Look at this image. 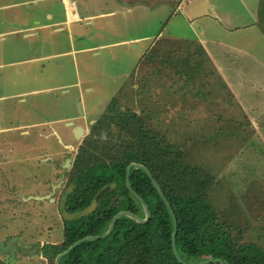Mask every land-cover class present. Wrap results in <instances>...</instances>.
Instances as JSON below:
<instances>
[{"label":"rangeland","instance_id":"obj_1","mask_svg":"<svg viewBox=\"0 0 264 264\" xmlns=\"http://www.w3.org/2000/svg\"><path fill=\"white\" fill-rule=\"evenodd\" d=\"M214 1L218 6L216 13L219 17H223L222 9L225 11V6L234 5L231 8L233 10L242 2ZM245 4L242 2L243 6ZM243 18L245 17H239L235 27L244 25L241 23ZM163 21V18L154 19L153 34L163 30L160 24ZM259 27L264 38V16L259 19ZM258 30L252 31L251 39L241 42L243 51L232 52L234 68H245L246 71L257 74L248 76L253 80L248 89L247 86L239 88L241 95L245 94L243 98L250 111L257 110V106L264 102L263 90L259 87L264 85V66L260 67L261 64L255 59L258 57L264 60V47H260ZM139 34L140 30L136 36ZM134 35L131 34V37ZM21 37L18 32L0 36V109L5 113L2 125L10 128L8 135L11 138L20 136L17 127L21 125L44 124L77 112L81 114L78 100L84 97L85 110L93 115L90 117L94 118L93 121L108 113L111 119L107 122L116 125L111 127L110 132L121 144L113 143L109 147L113 150L112 158H120L134 144L137 148H142L133 138L136 127L133 119L137 116L153 139L150 143H159L160 149H165V156L177 158L183 164L198 167L208 174L211 185L206 193L207 201L232 230L233 237L239 244L247 243L264 249V114L246 115L242 111L238 100L226 88L201 48H187L175 40L161 38L145 55L135 72V59L127 51L134 53V50L130 45H122L119 49L123 56L128 54L126 61L122 57L118 66L107 54L103 68L106 74L104 77H93L97 93L88 96L84 92L86 85L83 82L76 85L71 58L65 59L71 62H68V70L73 73L56 78L58 71L54 65L58 61L47 57L52 54L51 50L35 52L27 41L21 42ZM125 37L115 39L123 40ZM240 39L227 37L228 41L235 43V40ZM252 40L257 43L254 45L255 41ZM16 46H21L22 49L16 50ZM101 52L109 53L108 50ZM44 56L46 58L42 61L35 60ZM18 69H31V72L23 75L17 73ZM41 72L46 74L42 76ZM80 91H83L82 94ZM253 103L255 106L252 107ZM112 109L116 110L113 112ZM62 124L56 128L66 130ZM123 142L126 144H122ZM43 143L47 144L45 141ZM49 146L52 150H59L52 143ZM104 150L101 144L95 148L97 154H103ZM97 154L94 160H105V156L103 159ZM110 160L107 158V161ZM28 163L23 161L24 169H27L24 175H13L9 171L7 179L6 173H0V176H5V179L0 178L4 183V190L12 182L20 194H40L46 190L47 185L49 191L50 184L57 182L55 176L50 178L46 167L37 171L33 158ZM9 168L20 169L21 164L13 163ZM94 207L92 205L79 216L87 215ZM1 208L0 239L5 241L0 242V245L7 244L8 238L7 240H12L9 246L13 242L19 243L26 247L14 244L15 248L29 251V254L23 255L18 249L20 252L15 253L12 264H29V260L25 261L24 257L41 256L36 253V249H27L30 245L24 241H46L50 230L55 235L52 238H65V225L60 223L54 208H46L50 212L45 211L43 220L39 216L31 220L32 218L23 217L21 212L13 214L9 212L7 205ZM14 216L16 217L13 218ZM13 249H2L0 259L8 263Z\"/></svg>","mask_w":264,"mask_h":264},{"label":"crops","instance_id":"obj_2","mask_svg":"<svg viewBox=\"0 0 264 264\" xmlns=\"http://www.w3.org/2000/svg\"><path fill=\"white\" fill-rule=\"evenodd\" d=\"M242 2L246 3L245 6ZM242 2L233 10L231 8L234 5L225 6V11L222 9L223 17H219L216 13L218 6L214 0H71L70 2L66 0H0V36L18 32L22 35L21 42L27 41L33 46L35 52L51 50L52 54L47 57L58 61L54 65L58 71L56 78L73 73L68 70V62H71L65 59L71 58L77 80L76 85L83 82L86 85L84 92L88 96L97 93L94 89L93 77L99 75L104 77L106 74L103 68L107 54L118 66L122 57H125L126 61L128 54L123 56L119 49L122 45H130L129 47L134 50V53L127 51L135 59L133 63L136 65L135 72L145 59V55L161 38L175 40L187 48L196 46L201 48L207 60L215 67L226 88L238 100L242 111L246 115L264 114V102L257 106L259 107L257 110L250 111L243 98L245 94L241 95L239 90L246 86L248 89V85L253 81L248 76H257V74L250 73L245 68H234L233 65L232 52L243 51L241 42L251 39V33L255 29H259L260 47H264V38L261 35L263 32L259 27L261 0L260 2L259 0L257 2L242 0ZM241 16L245 17L241 20L244 25L235 27V23ZM155 18L165 20L160 23L163 30H159L156 35L153 34L152 29ZM138 30L140 34L136 36ZM133 33L135 35L131 37ZM123 36H126L123 40L115 39ZM227 37L241 39L235 40L237 42L235 43L228 41ZM252 41H255L254 45L257 43L256 40ZM15 49L21 50L22 47L16 46ZM106 50L109 53L102 54L101 51ZM246 54L249 55L248 52ZM44 58L46 56L35 60L42 61ZM255 59L261 64L260 67L264 66L263 59L258 57ZM30 72L31 69L17 70V73H23V75ZM41 74L44 76L46 73L41 72ZM259 87L263 90L264 97V85ZM82 92L80 91V94ZM78 101L81 114L77 112V114L67 115L63 119L44 124L21 125L17 127L20 136L16 139L8 135L10 128L2 125V116L5 113L3 109H0V173H6L7 179L9 171L13 175H24L27 169H24L23 161L28 163L33 158L37 164V171L46 167L51 175L50 178L56 176L59 170L54 163L50 162L51 159L61 161L64 149L70 143H74L72 132L78 128H86L94 119L90 118L93 115L85 110L84 97ZM253 106L255 103L252 104ZM23 109L25 110L24 107ZM25 111L29 113L28 109ZM60 124L66 130L62 127L57 129L56 126ZM50 143L57 146L59 150H52ZM17 162L21 164V168L10 170L9 165ZM0 178L5 179V176ZM8 186L9 188L4 190V183L0 181V210L3 211L1 207L7 205L9 212L13 214L21 212L23 217L32 218L31 220H35L36 216L43 220L45 211L50 212V209L46 208L50 207L54 208L60 223L64 224L59 205L50 194V186L49 191L47 185L46 190L40 194L26 195L20 194L19 189L12 182ZM39 197L45 199H38ZM50 231L46 241H24V243L29 245L40 243L44 246L45 244L60 245L64 242V237L52 238L55 235L52 234L53 230ZM4 241L5 239H0V242ZM24 259L29 260V264H49L42 255L39 258L24 257ZM21 263L25 264V262Z\"/></svg>","mask_w":264,"mask_h":264},{"label":"trees","instance_id":"obj_3","mask_svg":"<svg viewBox=\"0 0 264 264\" xmlns=\"http://www.w3.org/2000/svg\"><path fill=\"white\" fill-rule=\"evenodd\" d=\"M261 3L259 16L262 18L264 0ZM109 119L107 113L99 122ZM133 122L136 126L133 138L142 148L134 144L120 158H112L111 142L97 141L94 146H88L90 143L85 142L72 173L73 189L60 207L63 216L72 217L64 221V242L44 246L37 243L27 246V249H36L38 255L55 264L57 256L78 240L104 234L119 212L129 211L144 219L143 207L126 186L127 167L131 163H138L150 171L177 217L176 246L186 262L196 264L216 259L228 264H264V249L257 245L239 244L232 230L208 203L206 193L211 185L208 174L198 167L183 164L177 158L165 156V149H160L159 143H150L153 139L140 118L134 116ZM99 144L104 146L105 153H96L95 148ZM87 146L94 147L95 153L88 151L90 156L85 158ZM95 154L101 158L105 156V160H94ZM107 158L111 160L107 161ZM130 184L148 205L150 221L140 224L129 217H121L107 238L80 244L63 257L60 264H182L173 251L170 211L152 180L143 170L133 169ZM106 187L111 189L100 201H96L97 195ZM92 205H96L95 209L79 216ZM11 241L9 239L7 244L0 245V252L14 248L9 262L0 259V264H12L18 249L22 251L21 248L26 247L16 243L21 248H15L14 242L9 246ZM20 253L27 255L29 251ZM224 262L212 264H226Z\"/></svg>","mask_w":264,"mask_h":264},{"label":"flooded vegetation","instance_id":"obj_4","mask_svg":"<svg viewBox=\"0 0 264 264\" xmlns=\"http://www.w3.org/2000/svg\"><path fill=\"white\" fill-rule=\"evenodd\" d=\"M116 109H112V111H115ZM101 118L90 122L87 128H76L77 130L72 132V136L74 138V143H70L64 149L62 153L61 161L53 160L51 159L50 162L54 163L57 169L59 170L56 174L55 178H57V182L50 184V194L53 195V198H55V202L58 203L59 208L64 203L65 198L67 197L68 193H70L73 189L72 187V173L76 164V161L78 157L81 154V148L85 144L86 141H88L90 145H95V142H111V143H120V140L116 138L115 136H112L110 129L112 126H116L112 124V122H99ZM118 126V125H117ZM120 127V126H119ZM75 130V129H74ZM76 142V143H75ZM121 144V143H120ZM86 147V154L83 156L85 158H88L90 155L87 153L90 151L91 153H95L94 147ZM55 194H58L55 195ZM55 195V196H54ZM49 195H47L48 197ZM96 206V205H95ZM95 209V207L93 208ZM92 209V210H93ZM87 210V209H86ZM85 210V211H86ZM61 213V211H60ZM61 216L63 220L65 221V217L61 213ZM63 221V222H64ZM65 225V224H64Z\"/></svg>","mask_w":264,"mask_h":264},{"label":"water","instance_id":"obj_5","mask_svg":"<svg viewBox=\"0 0 264 264\" xmlns=\"http://www.w3.org/2000/svg\"><path fill=\"white\" fill-rule=\"evenodd\" d=\"M72 123H70L71 125ZM73 125V124H72ZM133 169H140L143 170L145 173L148 174L149 178L152 180V183L154 185V187L156 188L157 192L159 193V195L161 196V198L164 200V202L166 203L171 217H172V221H173V237H172V246H173V251L174 254L176 256V258L179 260V262H181L182 264H190L188 262H186L181 255L179 254V251L177 249L176 246V239H177V233H178V220L177 217L173 211V209L171 208V206L169 205V203L167 202L164 194L162 193L158 183L156 182V180L153 178L152 174L150 173V171L143 165L138 164V163H131L126 170V186L128 188V190L130 191V193L132 194V196L141 204V206L143 207V210L145 212V218L142 219L139 216H137L136 214L129 212V211H122L119 212L117 215H115L110 223V226L108 228V230L102 234V235H98V236H87L84 237L80 240H78L77 242H75L71 247H69L66 251H64L63 253H61L60 255L57 256L56 260H55V264H60L61 260L63 257H65L66 255H68L70 252H72L76 247H78L80 244L85 243V242H89V241H97V240H102L107 238L114 230L117 221L121 218V217H129L133 220H135L136 222L140 223V224H146L150 221L151 219V212L150 209L148 207V205L146 204V202L133 190V188L131 187L130 184V175H131V171ZM111 189V187H106L104 188L96 197V201H100L102 197L105 196V194H107L109 192V190ZM38 199H45L43 197H39ZM217 262H224V261H220V260H216V259H207V260H203L199 263L196 264H212V263H217ZM226 264H228L227 262H224Z\"/></svg>","mask_w":264,"mask_h":264},{"label":"built area","instance_id":"obj_6","mask_svg":"<svg viewBox=\"0 0 264 264\" xmlns=\"http://www.w3.org/2000/svg\"><path fill=\"white\" fill-rule=\"evenodd\" d=\"M66 1L70 2L71 0H66Z\"/></svg>","mask_w":264,"mask_h":264}]
</instances>
